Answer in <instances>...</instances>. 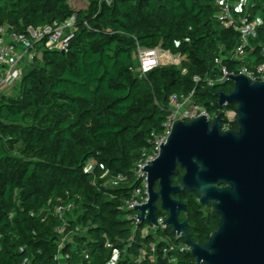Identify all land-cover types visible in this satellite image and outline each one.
Instances as JSON below:
<instances>
[{
	"label": "trees",
	"instance_id": "trees-1",
	"mask_svg": "<svg viewBox=\"0 0 264 264\" xmlns=\"http://www.w3.org/2000/svg\"><path fill=\"white\" fill-rule=\"evenodd\" d=\"M252 2L262 24L247 56L237 58L239 31L218 20L219 0H86L81 8L71 0H0V26L25 31L73 15L78 25L68 52L38 45L22 81L0 99V264L58 263L59 222L45 209L67 192L79 206L68 220L88 226L63 247L67 264H104L112 255L106 240L119 250V264H197L189 250L163 253L158 237L175 238L172 227L131 239L129 212L121 206L140 184L135 168L144 150L164 134L171 95L194 91L198 103L223 114V126V110L236 111L234 103H217L218 92L230 93L234 83L220 80L216 59L234 73L264 62V0ZM139 47L169 50L181 63L160 65L141 78L132 69ZM235 125L231 121L229 128ZM182 172L176 171L174 184ZM118 174L126 181L106 184ZM173 197L187 204L191 238L206 242L219 215L205 210L196 192ZM151 242L154 260L141 259ZM172 256L176 263L169 262Z\"/></svg>",
	"mask_w": 264,
	"mask_h": 264
},
{
	"label": "water",
	"instance_id": "water-1",
	"mask_svg": "<svg viewBox=\"0 0 264 264\" xmlns=\"http://www.w3.org/2000/svg\"><path fill=\"white\" fill-rule=\"evenodd\" d=\"M227 80L234 89L218 92L217 103L236 104L237 129H223L221 113L213 121L205 115L173 121L158 155L141 166L149 199L134 205L140 213L134 216L158 225L157 215L166 211L161 223L185 239L197 264H264V80L244 73L227 74ZM178 166L184 173L174 184ZM184 190L198 193L199 203L220 215L204 243L194 241L189 221L178 218L188 207L173 195Z\"/></svg>",
	"mask_w": 264,
	"mask_h": 264
},
{
	"label": "built area",
	"instance_id": "built-area-1",
	"mask_svg": "<svg viewBox=\"0 0 264 264\" xmlns=\"http://www.w3.org/2000/svg\"><path fill=\"white\" fill-rule=\"evenodd\" d=\"M219 4L220 10L217 18L224 26H233L239 31V42L235 48V55L237 58H245L248 53L247 48L250 44V37L256 28L262 24V17L260 15L253 16L252 0H219ZM77 30L78 25L75 15L61 21L55 20L51 24L38 28L28 27L25 31H18L9 23L0 26V99L6 94H10L22 81L26 68L34 63L38 45H43L49 50H58L66 53L70 49L71 42ZM262 51L264 53V47ZM174 56L175 54L169 50H163L160 47H139L137 54L138 63L132 69L139 77L143 78L152 69L172 61ZM216 62L220 65L221 81L226 80L227 74L234 73L229 71L220 59H216ZM238 73L247 74L253 79L264 80V62L254 67L243 65ZM194 80L199 82L201 78L196 76ZM207 82L210 85L214 83L211 79H207ZM169 111V115L163 122L164 134L156 138L150 150H144L143 156L136 165L135 172L140 184L134 189L131 198L127 199L121 206V209L129 212L126 218L131 221L133 228L131 239L138 232L143 236H148L150 234H157L159 230L168 228V226L161 223L167 218L164 214L159 213L157 215L158 225L152 224L148 220L140 221L138 217L134 216V214H140L134 205L147 203L149 199L147 174L141 169V166L151 164V159L158 155L159 143L166 140L173 121L178 119L189 121L200 115H205L213 121L217 114H219L216 112L212 113L206 106L198 103L195 99L194 91L171 95L169 99ZM223 111L227 121L224 126L222 123V127L226 129L229 128V123L235 120L236 116L232 117L231 115L232 113L235 115L236 111L227 109ZM91 168H89L88 163V169ZM126 179L127 176L125 174L112 175L106 184L111 187H116L126 181ZM51 204L52 199L49 200L47 209L45 210L51 212L58 220L59 223L55 226V231L62 239L59 244V253L56 255V259L58 260L57 264H67L68 256H63V247L73 240L75 234L86 232L88 226L82 224L72 226V223L68 220V216L75 213L79 207L78 203L74 199H71L70 192L66 193L65 198L58 197L52 210L49 208ZM31 215L34 216L35 213L33 212ZM71 226L72 228L69 230ZM174 237L165 235L158 237V241L165 243L162 248L165 255L168 256V254L175 250L190 251L186 241L184 244H181L175 240L181 238V235L175 233ZM150 244L149 249L143 248L141 250V259L149 257L150 260H154V254L151 252L155 251L156 242H151ZM105 246L112 250V255L104 264H119L121 256L119 250L114 248L113 243L109 240L105 241ZM84 256L86 259H89V253L87 251H84ZM169 262L176 263V256L169 257Z\"/></svg>",
	"mask_w": 264,
	"mask_h": 264
},
{
	"label": "flooded vegetation",
	"instance_id": "flooded-vegetation-1",
	"mask_svg": "<svg viewBox=\"0 0 264 264\" xmlns=\"http://www.w3.org/2000/svg\"><path fill=\"white\" fill-rule=\"evenodd\" d=\"M232 129H237V125H235V127L234 128H232ZM182 169L183 170V172H182V175H183V173H184V169L183 168H181L180 166H178L177 167V169H176V171L178 170V169ZM176 171H175V173L172 175V177L174 176V175H176ZM171 177V178H172ZM181 179H182V176H181ZM173 182V181H172ZM179 184V183H178ZM158 188V185L156 184V189ZM175 195V194H174ZM173 195V196H174ZM174 198V197H173ZM157 204H159L160 205V200H157ZM206 209L205 210H208V209H211L212 210V208H211V206L210 205H207V206H204ZM160 213H162V214H164V215H166V217H168V213L166 212V211H164V210H162ZM187 214V212H179V214H178V218H179V220L180 221H184V220H188V219H185L184 217H185V215ZM219 215V214H218ZM219 217H220V215H219ZM184 218V219H183Z\"/></svg>",
	"mask_w": 264,
	"mask_h": 264
},
{
	"label": "rangeland",
	"instance_id": "rangeland-1",
	"mask_svg": "<svg viewBox=\"0 0 264 264\" xmlns=\"http://www.w3.org/2000/svg\"><path fill=\"white\" fill-rule=\"evenodd\" d=\"M180 63H181V58H180V56L177 55V54H175L173 60L170 61V62H166L165 65H170V64L179 65ZM28 68H29V66H28L26 69H28ZM16 93H17V90H16ZM231 116L234 117V116H236V114L233 115V113H232ZM93 165H94V162H93V161H90V162H89V168H91Z\"/></svg>",
	"mask_w": 264,
	"mask_h": 264
},
{
	"label": "crops",
	"instance_id": "crops-1",
	"mask_svg": "<svg viewBox=\"0 0 264 264\" xmlns=\"http://www.w3.org/2000/svg\"><path fill=\"white\" fill-rule=\"evenodd\" d=\"M71 3L74 7H84L86 6V0H71Z\"/></svg>",
	"mask_w": 264,
	"mask_h": 264
}]
</instances>
